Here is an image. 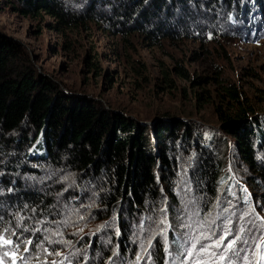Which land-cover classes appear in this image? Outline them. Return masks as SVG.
Returning <instances> with one entry per match:
<instances>
[{
	"label": "trees",
	"instance_id": "trees-1",
	"mask_svg": "<svg viewBox=\"0 0 264 264\" xmlns=\"http://www.w3.org/2000/svg\"><path fill=\"white\" fill-rule=\"evenodd\" d=\"M8 1L26 13L42 12L61 27L102 22L113 30L133 28L152 43L189 34L188 16L202 10L212 17L218 8L228 23L237 14L245 22L259 19L264 34V0H201V9L198 0ZM202 27L197 32H204ZM258 33L255 29L250 35ZM17 50L0 39V147L10 151L5 167L19 171L17 178L0 173V253L14 252L12 264L45 262L46 253L60 249L61 231L55 230L61 227L78 235L62 233L73 245L57 256L58 264H92L88 258L101 254L97 264H264V222L253 214L264 211V111L254 100L225 80L214 105L220 129L231 136L230 161L232 155L237 158L246 168L244 181L259 191L261 206L253 208L227 177L220 134L210 144L176 116L163 113L148 127L88 98L71 102L49 79L17 69ZM175 68L185 75L182 66ZM180 142L189 143L196 156L188 178L177 176L174 145ZM46 169L53 173L41 178ZM69 171L76 179L58 176ZM75 192L79 195L71 200ZM36 226L41 232L32 231ZM240 226L243 233L237 231ZM226 229H232L231 235ZM202 233L210 238L204 240ZM236 236L233 249L225 251ZM218 237H225L220 247L201 250L200 243L212 245ZM18 240L24 241L19 247Z\"/></svg>",
	"mask_w": 264,
	"mask_h": 264
},
{
	"label": "rangeland",
	"instance_id": "rangeland-1",
	"mask_svg": "<svg viewBox=\"0 0 264 264\" xmlns=\"http://www.w3.org/2000/svg\"><path fill=\"white\" fill-rule=\"evenodd\" d=\"M242 1H239V7ZM198 3L201 9L202 1L198 0ZM255 8L252 6L250 10L255 12ZM229 9L236 10L232 5ZM214 12L212 17L202 10L188 16L186 24L191 28L189 34L172 39L157 38L152 43L133 28L127 31L113 30L102 22L90 21L86 25L61 27L42 12L26 13L15 3L0 0V39L17 46L18 55L14 65L17 69L29 68L36 75L49 79L58 90L70 95L71 102L88 98L148 127L163 113L176 116L188 122L200 132L203 141L210 144L220 134L226 144L224 169L227 177H231L243 189L244 197L254 208L255 205L261 206L257 196L259 191L244 181L246 168L236 162L237 158L232 155L233 161H230L227 148L231 136L220 129L214 105L221 96L220 86L227 80L254 100L259 111H264V34H260L261 29L257 26L259 19L252 17L251 22H245V18L237 14L228 23L224 20L225 11L218 8ZM225 24L230 26L226 27ZM201 26L204 32H197ZM209 27L210 31L207 30ZM223 27L236 30L239 34L226 33ZM255 29L259 33L251 36ZM244 32L249 36L245 37ZM177 65L182 66L185 75L177 72ZM58 99L60 101V97ZM174 147L176 156L179 155L177 176L188 178L195 153L191 151L189 143H176ZM32 150L39 152L36 147H32ZM7 151L10 152L0 147V173L8 178L10 174L17 178L19 171L5 167L10 161L5 157ZM52 173L51 169H46L40 177ZM63 174L58 176H64L65 180L76 179L73 172ZM59 177L56 176L61 181ZM89 181L92 186L93 181ZM90 190L95 195V191ZM78 195L75 192L71 200ZM233 197L232 202H235L236 197ZM253 214L264 222V211L258 213L254 209ZM86 216L89 219V213L86 212ZM242 216L248 215L244 212ZM246 221L252 220L247 217ZM37 230L41 232L40 227L32 228L33 232ZM55 231H61L57 237L60 249L46 253V261L37 264H58L57 256L72 249L73 244L62 233L77 236L78 232L73 233L63 227ZM10 253L8 256L0 253V264H12L14 252ZM102 256L88 259L90 263L97 264ZM84 259L85 256L82 262Z\"/></svg>",
	"mask_w": 264,
	"mask_h": 264
},
{
	"label": "snow or ice",
	"instance_id": "snow-or-ice-1",
	"mask_svg": "<svg viewBox=\"0 0 264 264\" xmlns=\"http://www.w3.org/2000/svg\"><path fill=\"white\" fill-rule=\"evenodd\" d=\"M241 218H242V217H241ZM149 219H151V217H150ZM164 222H165V221H163V220L160 221L161 224H163ZM229 222H231V221L229 220ZM37 231H39V230H37ZM237 231L240 232V233H243V232L245 231V227H244V226H240V227L237 229ZM231 232H232V229H226V230H225V234H226V236H227V235H231ZM213 235H214V233H213ZM201 236H202V238H203L204 240H207V239L210 238L209 236H206V235H204L203 233L201 234ZM44 239L47 240L48 237H45ZM189 239H193V237H189ZM196 239H197V241H198V243H199V238H196ZM224 239H225V237H218V238L215 240L214 244H212V245H206V244L200 243L199 246H200V248H201V250H202L203 252H208L209 248H211V247H217V248L220 247V246L224 243ZM239 239H240V236H236L235 238H233L232 240H230V241L227 243V246H226V248H225V251L232 250V249H233V246L236 244V241L239 240ZM50 242H54V241H50ZM5 243H10V241H7V240H6ZM21 243H24V241H19V240H18L16 246L19 247ZM26 243H27L28 245H32V244H33V241H32V240H27ZM191 247H192V248H196V247H197V244L194 243V244L191 245ZM241 250H242V249H241ZM25 251H26V252L28 251V248H27V247H25ZM56 254L59 255V253H56ZM188 254L191 255V253H188ZM234 255L238 256L239 253L236 252V253H234ZM224 258H225V257H224L223 255H221L220 259L223 260ZM137 259H139V257H137ZM53 264H55V262H53Z\"/></svg>",
	"mask_w": 264,
	"mask_h": 264
}]
</instances>
